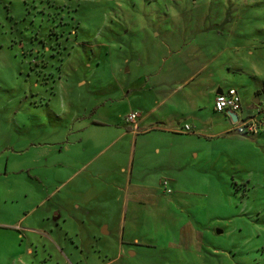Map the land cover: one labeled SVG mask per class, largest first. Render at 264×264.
I'll return each mask as SVG.
<instances>
[{"label":"rangeland","instance_id":"374dc122","mask_svg":"<svg viewBox=\"0 0 264 264\" xmlns=\"http://www.w3.org/2000/svg\"><path fill=\"white\" fill-rule=\"evenodd\" d=\"M27 1L35 18L23 0H0V193L19 199L0 219V264H264V134H174L193 129L178 113L193 108L162 92L218 54L219 72H244L230 82L247 112L264 0ZM204 79L184 95L199 89L203 103ZM130 89L133 108L164 102L158 113L175 116L170 133L139 128L149 139L135 164L128 140L93 126L126 117ZM49 210L61 212L57 227L45 221L54 233H27Z\"/></svg>","mask_w":264,"mask_h":264},{"label":"crops","instance_id":"0c3cea01","mask_svg":"<svg viewBox=\"0 0 264 264\" xmlns=\"http://www.w3.org/2000/svg\"><path fill=\"white\" fill-rule=\"evenodd\" d=\"M256 25V24H255ZM231 26L232 22H231ZM241 49L240 46H233L231 47V51L232 52H239V50ZM222 55V54H221ZM218 56L220 55H214V58L211 57L210 59H207L205 61V63L203 65L200 66V68H198L197 70L191 72L190 74H188L187 77L183 78V84H181L180 86H178L177 88L173 89V91L170 93L167 92L166 90L162 89V92L167 93L166 94V99H174L173 96L174 94H178L177 97L182 99H188V101L191 104V107L193 108L192 110H183L180 111L178 110V113L180 115L183 116H187L185 117V121L190 120L192 124H190L192 126V130L191 132H184L183 131V127L182 132H177L174 131V134H197L200 133L202 131H207L208 136L209 137H213V136H217L218 133L219 134H223V133H234V123L231 121V119L229 118V116L226 113H217L214 111V99L216 97V95L218 94L219 91H226L229 88H235L238 92V95L240 97L241 100V111L239 112L241 114H239L240 118H247L252 116L253 114H255L257 108H258V103H261V95L264 93V70H260L259 68L255 67V66H251L250 67V78H252L254 81H256L259 84V87L255 86L251 87V86H247L250 87V92H251V104L250 107L248 108V111L245 112L244 108L242 106V98L240 96V92L239 90L236 88V86H233L230 82V80L232 78H242L244 77V72L242 70H240V68H231L228 65H225L223 68L224 71L223 72H219L218 71V67L215 68V58H218ZM157 76H160L158 74H156ZM200 75H202L203 77H205V84L204 85H209V87H211V90L209 91V93L207 94V99L204 101L203 103L205 104V107L203 106L202 101L199 100V95L203 96V94H201V91L192 89L193 91L189 94H185L184 95V87L191 85L192 83H194L197 79H199ZM162 77V75L160 76ZM154 83V82H153ZM155 84V83H154ZM156 85V84H155ZM201 84L199 83V86ZM198 86V87H199ZM253 86V85H252ZM148 87H152V80L150 78H148V83L144 86H142V89L144 90H150ZM200 88V87H199ZM143 90V91H144ZM132 92V97L129 99V107L127 109V113H131V111H136L138 113V118H137V130H133L130 128L129 125H127L125 123V117L123 115V113L121 115H119L117 118H113V119H102V120H98V124H94L92 123L91 125L96 126L95 128H100L101 131L99 132V135L101 137H103L106 140H110L113 139L112 142L117 143L120 141H125L128 140V144H130L128 151L130 153H132V161L133 164H135V159L137 158V153L138 152H142L143 150H145V147L143 146V150L138 149V144L139 143H145L146 141H148L149 136L145 135L143 136L144 133H146L149 129L144 130V132H140L139 128L142 127H148L149 125H152L154 123L159 124V126H157V128H155V130H151V131H155L158 134H164L167 133L169 131H171L168 128H165V126L167 125L166 122H170L171 119H174L175 116L174 114L170 113V115L168 116V112H163L161 111L160 113H158V108H163V106L165 105L164 102H160L157 104V106H148L147 108H133L132 105L134 106V102L137 100V96L134 95V92L136 91V89H130L129 92ZM180 91V93H179ZM128 92V93H129ZM137 93V92H135ZM208 110V112H207ZM165 111V110H164ZM173 117H172V115ZM212 115V117L209 116V119H207L208 115ZM127 115V114H126ZM213 121V122H211ZM214 123V124H213ZM178 124V123H177ZM188 124V123H186ZM185 124V125H186ZM163 125V126H162ZM200 125V127H199ZM81 131V130H80ZM220 131V132H219ZM237 132V131H236ZM170 133V132H169ZM148 134V133H146ZM240 134V133H239ZM241 135V134H240ZM262 135V134H261ZM243 136V135H242ZM111 142V143H112ZM111 143H109L106 147H108L109 145H111ZM143 145V144H142ZM111 149V147H109L108 149H106L105 151H103L100 155V158L105 155L109 150ZM156 153H160V149L156 148ZM155 150L152 151V153H155ZM119 155V152L117 151H113V153L109 154L108 156V160H112L115 157H117ZM105 160L107 159V156L104 158ZM91 160H89L87 162V164L89 165V162ZM93 163H95V161H92L90 163V165H92ZM86 164V165H87ZM89 165V166H90ZM99 167V166H98ZM134 167V166H133ZM132 168V166H131ZM122 171L125 172V170L122 168ZM166 182V181H165ZM163 184V183H162ZM5 191L0 193V219H2L3 217V213L6 212V209H4V206L8 205L9 202V198L10 197V208H12L11 205H14V203L19 202L18 197L14 198V195L18 192V188H15L17 190V192L15 191V189H11L7 186H5ZM52 217V218H51ZM61 217V212H57L56 215H51L50 216V210L47 211L43 217L40 218L39 223L40 226L34 225L32 227L27 228V233H36L39 236L46 233V232H50V234H53L55 226H58V218ZM52 219L53 223H55V226L49 225L48 227L45 225V221L46 220H50ZM3 224L0 221V228L2 227ZM43 227V228H42ZM43 229V230H42ZM48 230V231H46ZM190 234L193 235V231L190 230ZM102 233L106 234L107 233V226L102 228ZM24 235H20V238H23Z\"/></svg>","mask_w":264,"mask_h":264},{"label":"built area","instance_id":"2783aa9c","mask_svg":"<svg viewBox=\"0 0 264 264\" xmlns=\"http://www.w3.org/2000/svg\"><path fill=\"white\" fill-rule=\"evenodd\" d=\"M214 111L217 113H236L238 120L234 123V130L243 136L264 134V102L260 103L255 114L247 118H240L241 100L235 88H229L216 95L214 99ZM137 118L138 113L131 112L125 117V123L129 125L131 129L137 130ZM183 131H191L190 126L185 125Z\"/></svg>","mask_w":264,"mask_h":264},{"label":"trees","instance_id":"16d2710c","mask_svg":"<svg viewBox=\"0 0 264 264\" xmlns=\"http://www.w3.org/2000/svg\"><path fill=\"white\" fill-rule=\"evenodd\" d=\"M9 3H11V2H9ZM23 4L26 6L25 7V11H24V17L25 18L28 17V16H30L31 12L33 13V10L35 11L36 8H38V6H39V5L34 4V3H29L27 0H23ZM8 12H9V10H8ZM32 18H35V14L32 16ZM30 22H32V20H30ZM40 27H41V24H40ZM41 29H42V27H41Z\"/></svg>","mask_w":264,"mask_h":264},{"label":"water","instance_id":"95a60500","mask_svg":"<svg viewBox=\"0 0 264 264\" xmlns=\"http://www.w3.org/2000/svg\"><path fill=\"white\" fill-rule=\"evenodd\" d=\"M220 93H222V91H219V92H218V94H220ZM257 105L259 106L260 103H258ZM226 114L229 116V118L231 119V121H232L233 123H235V122L238 120V116H237L236 113H233V112H227Z\"/></svg>","mask_w":264,"mask_h":264}]
</instances>
